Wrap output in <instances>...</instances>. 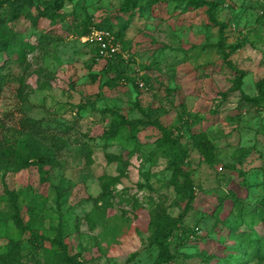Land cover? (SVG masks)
<instances>
[{"label": "rangeland", "instance_id": "rangeland-1", "mask_svg": "<svg viewBox=\"0 0 264 264\" xmlns=\"http://www.w3.org/2000/svg\"><path fill=\"white\" fill-rule=\"evenodd\" d=\"M45 1L31 0L12 24L27 46L0 56L10 81L0 94V143L20 138V109L57 138L55 164L44 179L35 167L0 171V255L9 245L18 247L17 261L0 257V264H43L39 247L30 244L32 233L46 248L49 240H60L78 264H254L242 254L249 251L248 237L264 238V0H204L218 3L210 13L166 0H64L55 24L35 17ZM83 14L97 27L110 21L119 33L123 58L115 68L101 72L103 64L92 63L80 35ZM229 45L241 48L231 53ZM226 62L243 76L220 70ZM109 80L114 84L107 87ZM103 109L130 121L157 122L179 140L187 152L181 168L193 192L188 210L182 214L186 197L170 184L155 126L139 128L135 143L125 148L105 143L98 137L107 126ZM195 117L201 122L190 126ZM200 131L212 165L192 143ZM122 152L131 156L124 176L110 187V207L88 222L100 178L117 176L104 155ZM5 189L15 193L25 227L9 218ZM229 191L240 200L232 208ZM219 206L214 223L211 212ZM162 213L176 223L160 257L149 223ZM223 226L241 236L239 244L225 240L223 257L230 260L207 263L198 255L217 251Z\"/></svg>", "mask_w": 264, "mask_h": 264}, {"label": "trees", "instance_id": "trees-1", "mask_svg": "<svg viewBox=\"0 0 264 264\" xmlns=\"http://www.w3.org/2000/svg\"><path fill=\"white\" fill-rule=\"evenodd\" d=\"M161 0H148L150 4H156ZM172 2L174 4H185L186 7L196 9L200 7H206L207 12L213 11L217 4L216 2H208L204 0H166ZM4 4H7L6 14L5 16H0V56L9 54L14 52L12 50L14 47H18L19 49L27 46L22 39H19L16 35V32L12 29V24L15 23L21 13L23 12L25 7L31 6V0H0V9ZM64 4V0H48L44 2V7L41 11L36 12V18H46L49 20V23L55 24L56 19L62 18V14L59 13L62 6ZM128 5V3H127ZM83 8V7H81ZM82 10V9H81ZM83 11V10H82ZM31 20V18H30ZM211 23L213 25H217L220 27H224L222 23H218L211 18ZM81 25V33L82 37L86 36L91 30H106L112 34L115 41L120 45V41L118 39V32L113 33L111 22L104 21L102 25L96 26L91 23L90 18L83 14V19L80 23ZM91 50L93 57L92 63H102L103 67L100 69L101 72L109 71L121 61V56L116 55L111 59H101L98 57L96 53V48L93 45H87ZM241 48V45H229L227 49L232 52H236ZM217 50H219V54L222 57L227 58L229 53H224L223 45L217 44ZM1 61V58H0ZM4 66L2 65V61L0 62V94L2 89L7 86L10 81H7L6 75L2 72L4 71ZM220 70L226 69L233 76L241 77L243 73L237 69H235L229 62H226L225 65L219 67ZM91 81L95 80V77L90 76ZM114 80H109L108 83H104L105 86L110 87L113 86ZM22 80L18 79V86H21ZM261 96V95H260ZM262 100L264 99L261 98ZM18 117L16 119V125L19 128V139H17L12 145L5 144L3 146L0 143V171L12 170L13 172L27 169L30 167H35L37 172L41 175V179H44L48 174L49 170L55 164V153H54V138L52 135L48 133V128L43 125L41 120H32L25 116V114L19 109ZM102 115L105 116V120L107 121V126L101 130L100 135L98 136L100 139L104 140L105 143H116L121 148H125L127 145L131 143H135L134 137L135 133L138 132L139 128H144L146 125L151 124V126H155L157 129L159 136L157 138V149L159 150L161 156L166 159V170L170 172L169 181L176 195H183L186 197L185 206L182 209V214L188 210L190 206V202L193 198L192 187L189 181L188 174L182 170L181 167H184L186 164L187 152L179 143L178 139H174L171 136V133L164 127H162L159 123L153 122L148 123L146 121L137 119V120H127L119 113L114 110L103 109ZM201 117H195L192 119L193 126L199 122H201ZM192 143L195 149L200 153L203 157V160L206 164L212 165L214 160L213 157L205 144V135L200 131L195 135H191ZM131 156L128 152H122L121 154L112 155L105 154L104 158L107 163L115 164V171L117 176L109 177L103 175L100 178V194L93 203V210L87 217L88 222H95L100 220L102 216L105 214L106 208L110 207L109 197H110V187L113 183L119 178L124 176V167L126 165V160ZM241 174V173H240ZM179 179H182V183H179ZM240 188L246 190V186L244 183L238 184ZM5 201L8 205V216L9 218L16 223L18 228L25 227L22 223L21 217L19 216V209L16 205V196L13 191L4 190ZM230 202V208L238 205L240 200L237 198L236 194L229 191L227 193V198ZM101 202L102 205L98 203ZM222 210V206L215 208L212 210L211 215L213 216L214 223L219 222L218 213ZM227 215H230V211L227 212ZM224 220V219H223ZM222 221V220H221ZM226 222V221H223ZM176 219L171 218L165 213L159 215L154 221L149 223V227L152 230V240L155 246L158 249V256H163L166 253V249L163 245V241H165L171 234L172 230L175 227ZM217 229V228H215ZM219 230V229H218ZM230 228L228 226H223V229L219 230L221 234L224 236V240L221 243H218L217 251L214 254H206L201 253L198 256L204 259L207 263L214 262L218 263L220 260L228 262L230 260L229 256L223 257V250L226 249V245H224L225 240L233 241L232 247L236 246L235 239L241 237H234L229 232ZM242 233V232H240ZM195 235L194 232H192ZM30 244L33 249L39 247L41 258L43 264H78L72 257L68 256L66 253L65 246L58 239L49 240V244L52 247L46 248L42 245V242L39 241L37 236L33 233L31 234ZM252 234H250L251 236ZM252 240L247 238V244L249 251L243 253L242 256L252 258L254 260V264H264V238L255 239L254 235H252ZM257 238V237H256ZM250 240V241H249ZM237 247V246H236ZM18 247L17 245H9L6 253L3 255L5 260H8L6 263L17 261L18 257L15 254ZM235 264H240L238 260Z\"/></svg>", "mask_w": 264, "mask_h": 264}, {"label": "built area", "instance_id": "built-area-1", "mask_svg": "<svg viewBox=\"0 0 264 264\" xmlns=\"http://www.w3.org/2000/svg\"><path fill=\"white\" fill-rule=\"evenodd\" d=\"M82 42L87 45H93L96 53L101 59H111L121 54L120 45L115 41L112 34L106 30H91L86 36L82 37ZM141 87V85H138Z\"/></svg>", "mask_w": 264, "mask_h": 264}]
</instances>
